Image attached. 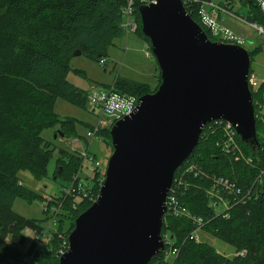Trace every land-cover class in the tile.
I'll list each match as a JSON object with an SVG mask.
<instances>
[{
  "label": "trees",
  "instance_id": "16d2710c",
  "mask_svg": "<svg viewBox=\"0 0 264 264\" xmlns=\"http://www.w3.org/2000/svg\"><path fill=\"white\" fill-rule=\"evenodd\" d=\"M125 2L0 0V264H15L26 247L28 252H33V263L59 264L55 255L59 243L56 236L44 244L48 249L35 250V241L31 238L27 241L23 232H38L49 218L48 208L59 206L56 232L65 235L66 240L75 218L97 197L103 182L98 167L92 172L89 186L82 191L79 179L74 178L81 170L80 154L58 147L53 176L67 182L70 187L67 188L73 191L70 194L62 191L59 196L50 197L49 203L44 198L47 210L42 213L47 215L43 220L25 219L12 210L17 198L26 202L41 198L22 186L16 177L19 171H27L34 179L45 175L53 149L49 150L50 143L40 137L41 131L56 127L62 138L77 139L87 149L90 142L86 137H77L75 130L77 125H83L88 131L92 127L70 117L58 119L53 106L57 99L69 101L85 111L86 93L66 79L68 72L81 73L70 68V59L78 51L96 62L105 57L107 46L124 37L119 24L122 22L120 10ZM240 2L247 7L244 21L264 27V14L258 11L255 1ZM133 6L135 33L141 36L137 12L141 5L134 3ZM198 6L199 3L186 6L185 12L201 27ZM201 30L209 41H219L202 27ZM141 38L148 45V40ZM156 71L157 83L152 90L148 85L123 78H116L113 86L138 99L153 93L160 85V71L157 68ZM248 89L254 108L256 143L240 142L235 134L239 153L226 154L220 148L225 139L222 131L214 122L203 126L196 146L174 171L169 188L168 196L173 197L183 214L173 217L165 211L162 217L161 241L166 236L176 249V256L169 263L164 262L160 253L148 264H264V116L259 113L264 84L258 89ZM97 137L108 141L110 146L108 129H98ZM217 179L226 181L238 193L227 196L220 185L216 186ZM212 189H218L219 196L229 203L227 209L218 207L217 212L209 207L213 198L206 192ZM76 197L79 198L77 202ZM195 220L200 221L203 234L233 247V257L218 254L208 243L189 240V234L196 228Z\"/></svg>",
  "mask_w": 264,
  "mask_h": 264
},
{
  "label": "water",
  "instance_id": "95a60500",
  "mask_svg": "<svg viewBox=\"0 0 264 264\" xmlns=\"http://www.w3.org/2000/svg\"><path fill=\"white\" fill-rule=\"evenodd\" d=\"M137 12L160 85L108 129L103 182L75 218L59 264H148L164 248L160 228L173 173L203 126L230 122L240 142L256 143L249 54L240 45L209 41L179 0H156ZM56 135L62 138L59 130Z\"/></svg>",
  "mask_w": 264,
  "mask_h": 264
},
{
  "label": "rangeland",
  "instance_id": "374dc122",
  "mask_svg": "<svg viewBox=\"0 0 264 264\" xmlns=\"http://www.w3.org/2000/svg\"><path fill=\"white\" fill-rule=\"evenodd\" d=\"M232 3L230 5L231 13L238 15L237 18L232 16L224 15L219 19V26L229 30L232 41L240 45L251 57L250 61V71L248 77L252 76L254 84L252 90L259 88L260 84H264V40L263 36H259L255 30L249 26L248 23L244 21V18L247 17V7L241 4L238 0H230ZM244 22H243V21ZM258 29L260 27H257ZM135 32V31H134ZM241 42V43H239ZM147 43L139 36V34L132 33L124 36L123 38H118L113 40L107 49L105 50V57L102 59L105 60L103 66H99L98 62L95 60H89L86 57L79 54V56L71 57L70 59V68L73 70H80L79 75L68 72L66 77L67 81L71 85L76 86V88L81 89L85 94L93 87L99 91L104 90L107 85H111L113 81L117 78H123V80L144 85H148L150 90L156 87L157 71L155 58L152 57L150 50L146 49ZM147 53V55H146ZM249 88V87H248ZM251 88V87H250ZM263 97L261 98V108L259 113L264 116V90ZM53 112L58 115V119H64L70 117L79 123H85L88 126H94L96 122V114L90 115L87 114L83 108H77L74 105H71L69 101L55 100L53 106ZM77 137H86L88 133V128L81 126H76ZM54 130H43L40 133V137L43 138L45 142L50 143L49 150H52V158H50L47 164V171L45 175L40 179H34L27 171H19L16 174V177L28 190H32L35 194L40 196V199L32 200L31 202H26L21 198H17L12 203V210L15 214L21 215L25 219L34 220H43L47 214H44L43 206L45 204V197H57L61 194L62 191H65L68 187V183L62 181L60 177L53 176L55 171L54 162L57 157V148H67L70 149L68 138L59 141L58 138L53 139ZM77 140V139H75ZM88 143L89 139H86ZM236 142V141H235ZM88 154L92 156L94 162L98 163V169L102 174L106 169V162L111 154L110 146L108 141L102 140L100 137L94 139L88 146ZM81 170L78 174L79 186L83 191L84 188L89 186L90 178L92 177L93 170L96 167L93 166V163H90L86 160L81 162ZM79 200L76 197L75 202ZM219 208L216 210L218 212ZM26 236V240L30 238V232L25 230L23 232ZM164 236V235H162ZM198 239L201 242L208 243L211 248H213L218 254H222L227 258L233 257L234 250L230 245L221 242L220 240L214 239L208 234H203V232L198 233ZM27 243L25 244V246ZM25 248V247H24ZM23 248V249H24ZM22 249V248H21ZM170 263V260H169Z\"/></svg>",
  "mask_w": 264,
  "mask_h": 264
},
{
  "label": "built area",
  "instance_id": "2783aa9c",
  "mask_svg": "<svg viewBox=\"0 0 264 264\" xmlns=\"http://www.w3.org/2000/svg\"><path fill=\"white\" fill-rule=\"evenodd\" d=\"M156 0H126L125 7L120 10L121 13V19L122 22H120L119 27L121 31L124 33V36H127L129 34L135 33L136 24L135 19H133L132 13H133V4L138 3L139 5L143 6L144 4H153ZM180 3L183 5V8L185 10V7L188 8L196 3H199L198 9H197V16H199V23L201 27L205 30H207L210 34V36L215 37V39L219 40L217 42L222 43H229L231 45H237V43L232 41L231 35L229 33L228 29L220 27L218 24L219 19H221L222 16L228 15L232 16L234 18H237L238 15L231 13L230 0H208V1H202V0H179ZM255 1V6L258 9V11L261 14H264V0H253ZM243 21V20H242ZM244 22V21H243ZM250 27L255 28L257 34L261 36L264 40V27L254 25V23L249 24ZM257 27H260L259 29ZM241 43V42H239ZM148 45L147 48L148 49ZM147 55V53H146ZM105 63V60L102 58L99 59L98 65L103 66ZM248 81V87H253L254 80L252 76L247 77ZM136 101H138L136 96L128 95L124 93L122 90H117L115 86H113V83L110 85H107L104 90L97 91L94 87L93 89L89 90L86 94V103H85V112L90 115L96 114V122L94 126L92 127L91 131H88L86 134V138L90 140V143L96 139V133L98 129H109L112 127V125L121 120L122 117H126L132 113L134 110V107L136 105ZM232 124L230 122H225L221 120H214V126L222 131V133L225 135V139L220 144V148L223 149L224 153L228 154L229 152L234 154L239 153V148L237 147V143L235 142L236 136L234 129L231 126ZM83 160H86L90 163H93L94 167H98V163L94 162L92 159V156H90L87 152H85V149L82 150L81 153H79ZM82 168V167H81ZM80 172V171H79ZM77 173L74 178H78ZM263 176V174L261 173ZM260 175V176H261ZM258 176V181L261 182V177ZM220 185L222 189L225 190V193L227 196L230 195V193H238L235 192L226 181L217 179L216 186ZM70 188V187H68ZM67 188V189H68ZM79 188V186H78ZM230 188V189H229ZM73 190L68 189L65 190L66 194H70ZM207 196L210 198H213V201L210 203V208L212 210H217L218 207L227 209L229 206V203L224 201L222 197L219 196V190L215 191L212 189L209 192H206ZM169 194V193H168ZM168 194L165 197V211H168V214H171L173 217L178 216V214H183L182 210L177 209V206L175 204V201L171 195L168 196ZM225 195V194H224ZM47 203H49V198L45 197ZM43 211L45 212L47 209L44 206ZM59 206L56 208H48L49 212V218L45 220V224L42 225L41 229L38 232L32 231L30 232V236L32 237L30 240L35 241L34 249H48L44 248V244L46 241H50L53 236H56L59 240V243L57 245V249L55 251V255L57 258H59V255L67 251V239L65 240V235H62L60 232H56V217L59 213ZM193 219H195L193 217ZM196 228H193V231L191 234H189V240L195 241L197 243L199 241L198 239V233L201 232V223L199 220H195ZM162 244H164V248L162 249V258L165 261H171L176 256V249L173 248V245L170 244V241L165 236L162 238ZM50 250V249H49ZM34 251V250H33ZM27 252V254H26ZM23 256L20 258L19 261H17L15 264H36L33 263V252H28L27 247L25 250L22 251ZM26 254V255H25Z\"/></svg>",
  "mask_w": 264,
  "mask_h": 264
},
{
  "label": "crops",
  "instance_id": "0c3cea01",
  "mask_svg": "<svg viewBox=\"0 0 264 264\" xmlns=\"http://www.w3.org/2000/svg\"><path fill=\"white\" fill-rule=\"evenodd\" d=\"M73 86H74V85H73ZM74 87H76V86H74ZM52 130H54V132H55V131L58 130V128L55 127V128L52 129ZM52 132H53V131H52ZM55 138H58L59 141L64 140V138H59L58 135L55 136ZM55 138H54V139H55ZM69 141H70V142H69L68 146H70V149H67V148H61V149L71 150L72 152H75V153H81L82 150L85 149L84 146H83L79 141H76L75 139H70ZM88 146H89V145H88ZM85 152L88 153V147H87V149L85 150Z\"/></svg>",
  "mask_w": 264,
  "mask_h": 264
},
{
  "label": "clouds",
  "instance_id": "9594fccd",
  "mask_svg": "<svg viewBox=\"0 0 264 264\" xmlns=\"http://www.w3.org/2000/svg\"><path fill=\"white\" fill-rule=\"evenodd\" d=\"M30 238H32V237H30Z\"/></svg>",
  "mask_w": 264,
  "mask_h": 264
}]
</instances>
